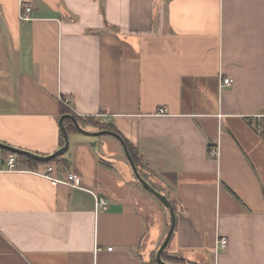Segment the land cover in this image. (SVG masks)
Instances as JSON below:
<instances>
[{"label": "crops", "instance_id": "0c3cea01", "mask_svg": "<svg viewBox=\"0 0 264 264\" xmlns=\"http://www.w3.org/2000/svg\"><path fill=\"white\" fill-rule=\"evenodd\" d=\"M63 105L116 129L170 199L169 258L264 264V0H0V143L52 155ZM104 135L70 132L54 164L0 147V264H160L170 212Z\"/></svg>", "mask_w": 264, "mask_h": 264}, {"label": "water", "instance_id": "95a60500", "mask_svg": "<svg viewBox=\"0 0 264 264\" xmlns=\"http://www.w3.org/2000/svg\"><path fill=\"white\" fill-rule=\"evenodd\" d=\"M67 118H71L73 120V122L75 123V125H76L77 129L79 130V132H81V133H83L85 135H94V136H97V135L109 134V135H112L114 137H117L123 143L126 156H127L128 160H129V163H130V165H131V167H132V169L134 171L135 176L139 180V182L143 185V187L147 191H149L150 193H152L153 195H155L161 201V203L170 212V216H171L170 229L168 231V234H167L164 242L162 243L161 247L157 251L156 258H157V261L160 264H171V263L165 262L163 260V253L167 249V247H168V245H169V243L171 241L172 235H173V233L175 231V228H176V213H175L174 207H173L170 199L165 194H163L162 192H160L159 190H157L155 187H153L142 176V174H141L138 166L136 165L133 157L130 154V151L128 150L127 145L125 144V142L122 140V138L118 134H116L115 132H112V131H108V130H103V131H99V132H96V133L89 132V131L85 130L83 127H81V125L78 123V121L76 120V118L73 115L65 114L59 120V126H60V129H61L62 135L64 137L65 144H64L63 147H61L58 151H56L52 155H49V156H41V155H38V154H35V153H32V152H29V151H25V150L17 149V148H14V147H10V146L5 145L3 143H0V147H3L4 149H7V150H9V151H11L13 153L18 154V155L27 156V157H29V158H31L33 160L38 161V162L48 163L49 161L53 160L54 158H56L58 156L65 155L68 152V150H69V146H70L69 133H68L67 128L65 126V120Z\"/></svg>", "mask_w": 264, "mask_h": 264}, {"label": "built area", "instance_id": "2783aa9c", "mask_svg": "<svg viewBox=\"0 0 264 264\" xmlns=\"http://www.w3.org/2000/svg\"><path fill=\"white\" fill-rule=\"evenodd\" d=\"M31 10H32V7L30 5H23L21 7V18L23 20H30ZM232 82H233L232 79L226 78L223 80L222 85L229 86L232 84ZM62 103L65 106L72 109L71 101L68 98H63ZM160 113L165 114L166 110H161ZM260 130H262V128ZM210 157L213 159H217L219 157L218 149H212L210 153ZM17 164H18L17 158L15 156H10V158L7 160L8 170L13 171V170L18 169ZM53 171H54V168L51 166L43 172H37V174L50 180L53 185L66 184V185H70L75 188L85 189L81 183V177L77 172H69L65 178L60 179L53 175ZM94 196L96 198V212H98L99 210H106L108 208V202L104 198L98 197L95 193H94ZM217 244H219V246L221 247H226L228 245V239L226 237H222L221 239H219ZM109 250H112V248H109Z\"/></svg>", "mask_w": 264, "mask_h": 264}, {"label": "trees", "instance_id": "16d2710c", "mask_svg": "<svg viewBox=\"0 0 264 264\" xmlns=\"http://www.w3.org/2000/svg\"><path fill=\"white\" fill-rule=\"evenodd\" d=\"M61 113H62V116L65 115V114L73 115L76 118V120L78 121V123L81 125V127H83V128H86L88 126H93V127H96L100 131L108 130V131H112V132H115V133L119 134L116 129H114L113 127L105 125L104 123L98 121L95 117H82V116H79L76 113L72 112L70 109L66 108L64 105L61 108ZM65 126H66L67 131L69 133L72 132V131H79L77 129L75 123L73 122V120L71 118H67L65 120ZM123 141L127 145L131 156L133 157L136 165L139 168L141 166V162L139 160L138 153L134 150L132 145H130V143L127 140H125L123 138ZM63 145H64V141H63ZM18 157L21 160V162H25V163H29V164L30 163H32V164H38L39 163L36 160H33V159H31V158H29L27 156H24V155H18ZM61 158H62V156H58V157L54 158L53 160L49 161L47 164L57 163V162H59L61 160ZM139 170H140L142 176L145 178L143 170L142 169H139ZM154 256H155V260H156V255H154ZM163 260L165 262H168V263H171V264H184L183 260L180 259V258H174V259L169 258L167 256V251L166 250L163 253Z\"/></svg>", "mask_w": 264, "mask_h": 264}, {"label": "rangeland", "instance_id": "374dc122", "mask_svg": "<svg viewBox=\"0 0 264 264\" xmlns=\"http://www.w3.org/2000/svg\"><path fill=\"white\" fill-rule=\"evenodd\" d=\"M104 137H106L107 135H103ZM111 137V136H110ZM70 141V140H69ZM126 163V170H127V172H128V174L130 175V179H133V180H135V174H134V171H133V169H132V167H131V165L128 163V162H125ZM153 182V181H152ZM161 190H163L162 188H160ZM164 191V190H163ZM150 195V194H149ZM152 198L153 199H155L153 196H152ZM141 202H142V204H145L146 206H148L149 208H151L150 210H151V215H150V217L153 219L154 217H155V208H154V205L152 204L153 202L155 203V201L154 200H152V199H150V200H145V201H143V199L142 200H140ZM137 202H139V201H137ZM160 205V204H159ZM164 209H165V207H163ZM146 213H147V211L146 210H144ZM149 213V212H148ZM147 216H148V214H147ZM165 227H167L168 228V226H165ZM165 229V228H164ZM153 232H154V234L153 235H151L152 236V239L154 238V236H156L157 234H156V232H157V228L155 227V226H153ZM183 263L184 264H195V263H189V262H187V261H183Z\"/></svg>", "mask_w": 264, "mask_h": 264}]
</instances>
